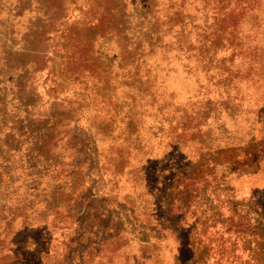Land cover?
I'll return each mask as SVG.
<instances>
[{"label":"trees","instance_id":"obj_1","mask_svg":"<svg viewBox=\"0 0 264 264\" xmlns=\"http://www.w3.org/2000/svg\"><path fill=\"white\" fill-rule=\"evenodd\" d=\"M186 1L0 0V264L110 263L129 243L138 251L125 264H164L165 253L172 264L183 254L184 264H209L212 251L215 264H264V190L246 196L239 226L197 208L208 196L198 162H207L192 153L204 143L194 140L192 115L175 116L190 94L168 81L182 66L181 45L192 56ZM81 123L97 154L74 133ZM254 132L237 177L264 165ZM100 198L124 215L108 217ZM55 231L58 246L48 244Z\"/></svg>","mask_w":264,"mask_h":264},{"label":"rangeland","instance_id":"obj_2","mask_svg":"<svg viewBox=\"0 0 264 264\" xmlns=\"http://www.w3.org/2000/svg\"><path fill=\"white\" fill-rule=\"evenodd\" d=\"M189 1H194V5H189ZM257 1L259 0H187L184 14L191 13L195 16L184 27V34L192 40V56L187 62L185 58L190 54H186V47L181 45L182 66L168 79L172 87L182 91V97L190 94L188 103H179L176 100L179 104L176 118L185 123L192 115L191 127L196 131L194 140L204 143L203 153H192L197 160L203 159L207 162H198L200 173L197 175L198 178L203 177L202 183L205 182V186L202 189L207 191L208 196L198 201L197 208L207 204L209 208L215 209L218 223L234 227L239 226L242 220L241 214L245 212L244 206L248 204L244 200L246 196L252 191L264 190V165L255 176L237 177L232 172L237 169L241 173L245 171L242 167L245 162L243 147H246L245 141L251 128L255 127L254 133L264 138V114L260 117V122H255L258 107L264 106V0L259 3ZM225 16L233 17V20L222 22ZM254 17H259L260 20H252ZM187 21L184 18V22ZM212 40H216L218 45H210ZM206 53L207 56L204 57ZM188 65L192 66L190 72ZM81 125H84L82 129H75L74 133L83 140L92 139L94 145L86 142V146L90 147L92 154H97L101 145L92 138L91 131L84 128L85 124ZM163 134L165 136L164 132ZM183 141L184 139L181 140L182 143ZM226 190L234 193L232 198L228 197L231 194H225ZM114 191L121 201L125 191ZM208 197L211 198L207 199ZM100 200L104 202V198ZM102 211L108 217L125 213L118 202L105 203ZM83 220L78 219L76 222ZM203 234L204 232L199 231L198 239L203 240ZM223 239L232 241L233 237L227 235ZM60 241L62 239L58 231L48 237L49 245L58 246ZM167 247L169 252H178L175 247ZM55 249L58 251V247ZM228 250L234 251L230 253L234 258L243 259L247 255L235 248ZM137 251L138 247L129 243L121 248L120 254L115 255L110 263L108 258H104L100 264H125L126 256L131 258ZM215 255L216 251H212L209 264H215ZM187 259L188 254H183L181 264ZM164 260V264H172L169 253L164 254ZM74 261L76 264V260Z\"/></svg>","mask_w":264,"mask_h":264}]
</instances>
